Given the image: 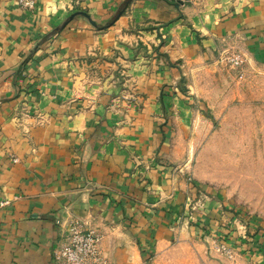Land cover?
I'll use <instances>...</instances> for the list:
<instances>
[{"label":"crops","instance_id":"obj_1","mask_svg":"<svg viewBox=\"0 0 264 264\" xmlns=\"http://www.w3.org/2000/svg\"><path fill=\"white\" fill-rule=\"evenodd\" d=\"M178 1L0 0V264H54L75 222L112 264L187 237L264 264V222L192 164L211 94H264V0Z\"/></svg>","mask_w":264,"mask_h":264},{"label":"rangeland","instance_id":"obj_2","mask_svg":"<svg viewBox=\"0 0 264 264\" xmlns=\"http://www.w3.org/2000/svg\"><path fill=\"white\" fill-rule=\"evenodd\" d=\"M256 86L246 94L235 88L211 94L201 110L200 147L192 164L198 177L230 191L237 205L264 222V94ZM214 248L213 243L187 237L174 241L151 264H232L225 248Z\"/></svg>","mask_w":264,"mask_h":264},{"label":"built area","instance_id":"obj_3","mask_svg":"<svg viewBox=\"0 0 264 264\" xmlns=\"http://www.w3.org/2000/svg\"><path fill=\"white\" fill-rule=\"evenodd\" d=\"M20 2L32 6L29 0ZM220 60L226 61L233 68H242L244 62L238 53L232 52L221 55ZM101 239V234L95 230L72 223L54 251V264H112L101 250Z\"/></svg>","mask_w":264,"mask_h":264},{"label":"water","instance_id":"obj_4","mask_svg":"<svg viewBox=\"0 0 264 264\" xmlns=\"http://www.w3.org/2000/svg\"><path fill=\"white\" fill-rule=\"evenodd\" d=\"M182 3H183L182 0H179V1H178V5H179V4H182ZM78 13H79V14H82V15L88 17V18H90V16H89L86 12H77V14H78Z\"/></svg>","mask_w":264,"mask_h":264}]
</instances>
